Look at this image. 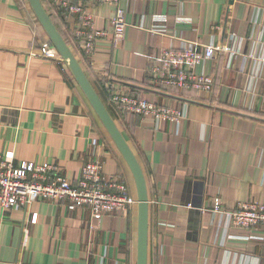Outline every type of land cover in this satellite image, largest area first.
I'll list each match as a JSON object with an SVG mask.
<instances>
[{"label": "crops", "instance_id": "obj_1", "mask_svg": "<svg viewBox=\"0 0 264 264\" xmlns=\"http://www.w3.org/2000/svg\"><path fill=\"white\" fill-rule=\"evenodd\" d=\"M137 160L148 198L147 264H264V226L252 231L212 212L264 205V0H120L126 28L114 43L109 4L86 11L107 37L86 56L76 17L40 0ZM214 44L196 74L209 93L159 87V53ZM51 41L28 0H0V153L52 164L76 182L87 161L136 199L133 176L67 64L41 53ZM54 47V46H53ZM198 48H200L198 46ZM131 94L182 114L178 124L124 113L109 96ZM137 203L91 216L51 201L0 207V264H136Z\"/></svg>", "mask_w": 264, "mask_h": 264}, {"label": "built area", "instance_id": "obj_2", "mask_svg": "<svg viewBox=\"0 0 264 264\" xmlns=\"http://www.w3.org/2000/svg\"><path fill=\"white\" fill-rule=\"evenodd\" d=\"M57 10L76 17L74 37L80 41L86 56L94 52L98 40L107 33L97 30L94 19L86 6L89 4H109L113 7L111 38L119 42L124 35L126 24L120 0H49ZM198 46L200 48H198ZM217 51L214 44H183L180 48L162 50L152 66L154 81L159 87L192 89L209 93L213 78L205 73L196 74L194 68L212 60ZM41 53L51 59L58 57L56 49L49 43L41 48ZM111 102L124 113L139 117L151 116L155 120H167L178 124L182 114L173 108L160 106L145 98L131 94H114ZM35 200L51 201L67 207L69 211L86 210L91 216L124 213L136 200L126 186L106 176L99 159L87 161L80 170L76 182L63 176L57 166L37 165L32 162L15 163L12 153H0V207L4 210H21ZM214 214L224 215L235 228L252 231L264 226V205L255 202L239 203L226 209L216 200Z\"/></svg>", "mask_w": 264, "mask_h": 264}, {"label": "water", "instance_id": "obj_3", "mask_svg": "<svg viewBox=\"0 0 264 264\" xmlns=\"http://www.w3.org/2000/svg\"><path fill=\"white\" fill-rule=\"evenodd\" d=\"M30 7L39 21L40 25L46 32L51 43L56 49L59 57L66 62L71 74L73 75L78 86L87 98L90 106L104 126L105 130L111 137L112 141L119 150L121 156L126 162L134 179L136 189V202L138 209L137 222V257L136 264H147V227H148V198L145 180L137 160L129 149L126 141L120 134L115 123L106 111L104 105L94 92L89 81L79 67L74 56L66 46L62 37L55 29L40 0H28Z\"/></svg>", "mask_w": 264, "mask_h": 264}, {"label": "trees", "instance_id": "obj_4", "mask_svg": "<svg viewBox=\"0 0 264 264\" xmlns=\"http://www.w3.org/2000/svg\"><path fill=\"white\" fill-rule=\"evenodd\" d=\"M52 44V43H51ZM112 96H109V99L111 100Z\"/></svg>", "mask_w": 264, "mask_h": 264}]
</instances>
